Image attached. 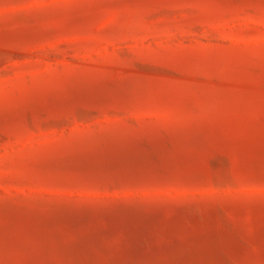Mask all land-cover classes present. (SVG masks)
Here are the masks:
<instances>
[{
  "label": "rangeland",
  "instance_id": "374dc122",
  "mask_svg": "<svg viewBox=\"0 0 264 264\" xmlns=\"http://www.w3.org/2000/svg\"><path fill=\"white\" fill-rule=\"evenodd\" d=\"M0 264H264V0H0Z\"/></svg>",
  "mask_w": 264,
  "mask_h": 264
}]
</instances>
